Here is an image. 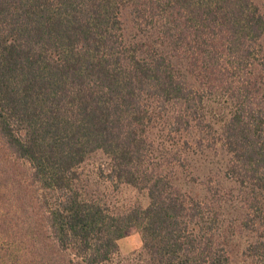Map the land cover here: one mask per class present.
Wrapping results in <instances>:
<instances>
[{
  "label": "trees",
  "instance_id": "trees-1",
  "mask_svg": "<svg viewBox=\"0 0 264 264\" xmlns=\"http://www.w3.org/2000/svg\"><path fill=\"white\" fill-rule=\"evenodd\" d=\"M0 264H264V0H0Z\"/></svg>",
  "mask_w": 264,
  "mask_h": 264
},
{
  "label": "rangeland",
  "instance_id": "rangeland-1",
  "mask_svg": "<svg viewBox=\"0 0 264 264\" xmlns=\"http://www.w3.org/2000/svg\"><path fill=\"white\" fill-rule=\"evenodd\" d=\"M95 160L96 161L94 162H103V159L99 156H96ZM110 192L111 196H113V202L122 207L133 205L136 202H140L142 204L147 202L146 198L142 194H139L137 190L127 184H121L118 189ZM118 243L120 254L122 256H127L140 248L141 238L138 232H134L121 238Z\"/></svg>",
  "mask_w": 264,
  "mask_h": 264
}]
</instances>
